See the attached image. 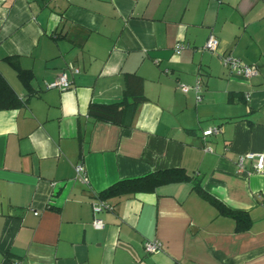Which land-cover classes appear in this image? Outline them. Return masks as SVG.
<instances>
[{
	"label": "crops",
	"instance_id": "obj_1",
	"mask_svg": "<svg viewBox=\"0 0 264 264\" xmlns=\"http://www.w3.org/2000/svg\"><path fill=\"white\" fill-rule=\"evenodd\" d=\"M226 55L258 76H237ZM61 74L71 87L48 89ZM129 74L146 99L130 126L88 117L90 103L123 99ZM0 75L24 101L0 110V264H264V171L237 167L264 154V0H0ZM197 80L200 102L180 89ZM177 168L192 182L93 214L110 185ZM193 181L248 227L236 231Z\"/></svg>",
	"mask_w": 264,
	"mask_h": 264
},
{
	"label": "trees",
	"instance_id": "obj_2",
	"mask_svg": "<svg viewBox=\"0 0 264 264\" xmlns=\"http://www.w3.org/2000/svg\"><path fill=\"white\" fill-rule=\"evenodd\" d=\"M19 77L27 84L29 75L22 71ZM123 99L115 103H90L87 116L95 121H102L118 126H130L139 104L146 99L142 92V79L135 74L125 78ZM24 104L18 98L8 83L0 75V110L15 109ZM192 182L183 169L160 170L142 177L120 180L97 194V200H110L137 194L152 193L161 185L176 182ZM192 189L204 200L209 202L221 213L231 215L236 219V231L248 227V219L244 212L233 211L222 202L202 190L200 181H193Z\"/></svg>",
	"mask_w": 264,
	"mask_h": 264
},
{
	"label": "built area",
	"instance_id": "obj_3",
	"mask_svg": "<svg viewBox=\"0 0 264 264\" xmlns=\"http://www.w3.org/2000/svg\"><path fill=\"white\" fill-rule=\"evenodd\" d=\"M218 47V39L214 36H210L207 41L205 42L203 46V50L209 51V52H214ZM183 47L180 45H177L175 50L176 52H179ZM222 64L229 69L231 72L236 74L237 76L244 77L247 79H251L254 77L258 76V70L256 67L252 65H247L242 63L239 59L231 56V55H226L222 57ZM75 73H78V70H74ZM71 87V82L68 80L67 76L65 74H61L57 76L51 83L48 84V89H58L60 91H65L68 90ZM180 89L183 93H187L190 90H193L196 94V101L200 102L202 99V88L200 84V80H197L196 83L194 84L193 87H188L185 85H181ZM218 129H209L205 132H203V137L217 134ZM256 159L255 164L253 165V168L256 172H262L264 171V154H256V153H246L238 158L237 161V167L238 171H243L244 169V161L245 160H254ZM76 175L80 177V179L84 182H86V178L84 176V169L83 166L77 165L75 167ZM258 198L260 199V205L262 208H264V194L258 195ZM113 209V206L108 203L107 201H101L98 200L96 203H94L92 207L93 214L96 215L98 213H101L103 211H110ZM37 215V213H35ZM93 226L95 228H101L102 224L100 221L94 219L92 222ZM144 250L147 253H154L158 251L159 249V244L157 241H145L143 243ZM12 264H20L17 261L12 262Z\"/></svg>",
	"mask_w": 264,
	"mask_h": 264
}]
</instances>
